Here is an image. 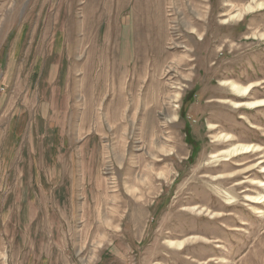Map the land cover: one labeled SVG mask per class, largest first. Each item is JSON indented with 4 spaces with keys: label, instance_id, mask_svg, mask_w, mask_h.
Masks as SVG:
<instances>
[{
    "label": "rangeland",
    "instance_id": "rangeland-1",
    "mask_svg": "<svg viewBox=\"0 0 264 264\" xmlns=\"http://www.w3.org/2000/svg\"><path fill=\"white\" fill-rule=\"evenodd\" d=\"M260 99L264 0H0V264H264Z\"/></svg>",
    "mask_w": 264,
    "mask_h": 264
},
{
    "label": "bare ground",
    "instance_id": "bare-ground-1",
    "mask_svg": "<svg viewBox=\"0 0 264 264\" xmlns=\"http://www.w3.org/2000/svg\"><path fill=\"white\" fill-rule=\"evenodd\" d=\"M231 88L235 89L241 95H246L249 92V90H250V86L241 87V86L236 85V84H231ZM247 105H249L251 107L260 106V105L264 106V99H260V100L253 101L251 103H247ZM223 138H225L224 139L225 142L229 141V137L228 136L222 135L220 137V139H222V141H223ZM258 151H259V149L255 145L237 144V145H233V146L227 148L223 152H219L218 154L213 155L212 157L214 158V157H218L220 155L240 156V155H245V154H251V153H254V152H258ZM263 163H264V161H261L258 164H263ZM261 172L264 173V166H262ZM253 184L256 185L257 187L264 186V183L260 182V181H255V183H253ZM251 198H252L251 199L252 203H258V204H263L264 205V194H259L257 196L251 197Z\"/></svg>",
    "mask_w": 264,
    "mask_h": 264
}]
</instances>
